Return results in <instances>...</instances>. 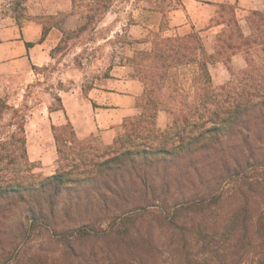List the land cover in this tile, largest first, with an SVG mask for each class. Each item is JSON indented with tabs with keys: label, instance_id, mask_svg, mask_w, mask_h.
<instances>
[{
	"label": "trees",
	"instance_id": "trees-1",
	"mask_svg": "<svg viewBox=\"0 0 264 264\" xmlns=\"http://www.w3.org/2000/svg\"><path fill=\"white\" fill-rule=\"evenodd\" d=\"M115 1L85 3L83 22L73 30H65L55 16L34 19L42 25L38 43L50 28L60 29L49 52L55 58L114 12ZM142 1L144 10L160 14L157 30L139 41L149 49L133 50L101 75L110 78L115 65H127L142 83L137 113L123 117L110 144L92 135L81 139L66 117L51 125L58 170L33 173L26 107L0 98V235L10 239L7 264L58 263L28 250L33 237L48 234L64 255L76 256L79 243L96 237L149 242L146 235L156 221L173 264H264V12L246 11L245 33L237 4L216 3L204 27L218 28L213 51L207 52L200 30L166 34L169 14L183 8L181 0ZM14 18L19 27L33 19L24 17L23 7ZM236 55L245 61L238 70L231 65ZM216 63L230 74L219 85L209 70ZM57 100L49 112L64 109ZM159 111L167 115L164 128L157 125ZM230 199L238 201L235 206H226Z\"/></svg>",
	"mask_w": 264,
	"mask_h": 264
},
{
	"label": "rangeland",
	"instance_id": "rangeland-1",
	"mask_svg": "<svg viewBox=\"0 0 264 264\" xmlns=\"http://www.w3.org/2000/svg\"><path fill=\"white\" fill-rule=\"evenodd\" d=\"M19 1L0 0V30L10 29L17 25L14 16L16 11L20 12V7L24 8L25 18L41 19L51 16L44 14L48 10L47 0H25L22 1L23 4L20 7L18 6ZM89 2L90 0L74 1L72 10L78 17L76 27L83 22L80 12L85 13L84 5ZM250 2L264 12V0H248L243 3L246 6ZM181 3L188 6L190 17L198 24H201L210 14V8L202 7L192 0H181ZM145 5L146 3L142 0H116L114 2L115 11L105 13L96 25L90 26L83 33L79 40H71L68 50L56 53L55 58H51L49 52L54 46L50 49L45 48L48 53L45 55L44 62H39L35 58L34 52L33 61L39 63L36 68L32 67L33 64H22L17 61V58L6 59L4 54H0V98L15 107L22 105L26 107V149L29 161L33 163V173L46 176L53 174L59 168V158L51 125L62 124L65 121L61 111L53 113L48 111L49 106L58 105L57 97H60L62 104L66 105L73 100L75 103H80L81 107H83V102H91L99 108L105 107L109 98L104 91L111 86L112 82L108 78H102V73L111 64L125 62L122 57L131 56L133 50L149 49V43L139 41L148 34L149 30H157L160 14L144 10L143 6ZM245 13L243 10H237L241 27L245 33H248V27L244 20ZM55 17L58 21L62 19L61 15ZM23 20L20 17L19 21ZM182 20H184L183 14L179 12V15H174V20L169 22V27L171 28L175 22ZM217 30L218 28H213L214 35ZM172 33L171 29L166 31V34ZM10 35V30L1 33L3 39H8ZM205 41L210 43L208 39ZM114 67L109 73L122 75V72L114 70ZM209 70L215 85L224 83L230 77L229 72L222 64L210 65ZM80 111L85 118L89 115L90 119L95 117V113L103 117L105 113H110L101 109L86 112L80 108ZM128 113V115H133L137 113V110H130ZM166 123L167 115L161 111L157 125L164 128ZM119 125L116 133L121 130ZM90 135L98 137L96 134ZM237 202L236 199H230L226 206L233 207ZM6 225L9 224L6 223ZM152 227V233L146 235L149 242L123 239L114 235L96 237L79 243L81 245L76 247L78 253L76 256L64 255L63 247L52 240L48 234L30 239L28 250L37 256L56 257L57 264H96L95 259L102 261V264H108L109 261L121 264L123 261L131 260L137 264H173L174 257L171 256L172 251L167 246L165 231L157 225V221L153 222ZM9 243L10 239L7 234H1L0 264H7V257L12 250L9 248ZM15 251L13 252L15 253ZM22 252V250L20 253L17 252V255ZM18 264L31 263L21 259Z\"/></svg>",
	"mask_w": 264,
	"mask_h": 264
},
{
	"label": "crops",
	"instance_id": "crops-1",
	"mask_svg": "<svg viewBox=\"0 0 264 264\" xmlns=\"http://www.w3.org/2000/svg\"><path fill=\"white\" fill-rule=\"evenodd\" d=\"M46 4L48 10L44 14H49L51 16H62V27L65 30H73L77 25V14L72 10V0H47ZM195 3H199L202 7L210 8V14L201 24H198L194 19L190 17L188 6L183 4V8L176 9L170 12L169 22L174 20V15H179V12L183 14L184 20L180 22H173L174 24L170 28L173 33H178L183 35L187 32H190L192 29L200 30L203 35V45L207 52L213 51L214 45V31L213 28L204 29L206 23L208 22L211 14L214 12L215 4L219 2H229L236 3L238 9L247 11L250 9L260 10L252 3L244 5L243 2L248 0H192ZM244 7V9H242ZM237 9V10H238ZM261 11V10H260ZM189 15V17H188ZM239 19V18H238ZM240 22V21H239ZM6 30L11 31L10 37L8 39H3L1 36L2 32ZM184 30V31H183ZM169 31V30H167ZM183 31V32H182ZM42 33V25L39 24L34 19H28L24 21L21 27L15 25L13 27L4 28L0 30V54H4V58H17V61H20L22 64L30 63L38 66L39 63L33 61V54L35 52V58L39 62H44L45 55L48 53L45 48L50 49L55 46L59 41L62 33L57 27H52L48 31L45 38L42 42L38 43L39 38ZM206 39L210 40V43L205 41ZM31 42L34 43L31 47H26L25 43ZM222 64V63H216ZM223 65V64H222ZM231 65L235 70L241 69L245 65L244 58L241 55H236L231 60ZM224 66V65H223ZM120 70L122 75H111V86L104 91L109 98V102L105 107H96L93 106L91 102H83V107L80 103H75L70 101L68 105L63 104V110H55L50 113L61 111L64 121L66 117L73 125L76 134L80 137H85L90 134H96L100 138L103 144H110L113 141V138L116 133L118 125L121 123L122 118L127 116L130 110L135 108V99L142 92L141 82L132 76V68L127 65L116 66L114 70ZM80 108L89 111H96L97 109L104 110L105 112H110L109 114L105 113V116L96 114L95 117L89 118V115L84 116L80 111ZM161 113V111L159 112ZM159 113L157 115V120L159 118Z\"/></svg>",
	"mask_w": 264,
	"mask_h": 264
}]
</instances>
